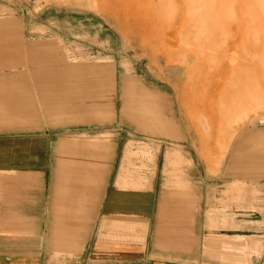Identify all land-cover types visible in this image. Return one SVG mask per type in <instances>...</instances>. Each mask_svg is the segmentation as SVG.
<instances>
[{
  "label": "rangeland",
  "instance_id": "obj_1",
  "mask_svg": "<svg viewBox=\"0 0 264 264\" xmlns=\"http://www.w3.org/2000/svg\"><path fill=\"white\" fill-rule=\"evenodd\" d=\"M236 41L237 84L220 72ZM78 141L105 162L99 215L107 193L145 195V252L162 195L174 207L188 192L206 246L242 235L243 262L211 239L208 264H251L264 253V0H0V177L40 176L56 200L67 176L89 179Z\"/></svg>",
  "mask_w": 264,
  "mask_h": 264
},
{
  "label": "crops",
  "instance_id": "obj_2",
  "mask_svg": "<svg viewBox=\"0 0 264 264\" xmlns=\"http://www.w3.org/2000/svg\"><path fill=\"white\" fill-rule=\"evenodd\" d=\"M75 143L86 145L83 152H91L92 155L84 159L90 161L93 168L89 169L88 181L83 182L78 177L83 174L76 172L66 177L63 191L59 189L56 207H53L56 200L52 198V186L48 187L47 195L40 176H32L19 187L9 176L0 177V264H130V261L208 264L209 256L205 251L209 252L218 243L220 250L229 253L233 260L243 262L240 234H233L228 239L212 236L205 245L204 233L209 229L205 223L201 225L200 232L197 230L200 221L197 215L195 217L193 198L188 192L177 195L187 198L174 207H168L165 198L169 197L162 195L152 227L150 250L145 252L148 244L146 230L149 231L151 223L145 209V195L139 192L117 196L113 192L107 193L102 214L99 215L104 183L101 181L97 188V183L91 179L105 162L97 153L96 143ZM78 184H86L87 188L82 190L81 186L76 187ZM115 199L119 200L116 204ZM6 232H15L16 235H7ZM139 237H143V245L135 241ZM237 238L240 240L238 248ZM211 239L218 242L209 247ZM201 240L202 252L199 254ZM249 242L252 248L255 239L251 238ZM249 251L250 245L244 257L251 256ZM97 254L105 259L99 261ZM251 264H264V253L254 254Z\"/></svg>",
  "mask_w": 264,
  "mask_h": 264
},
{
  "label": "bare ground",
  "instance_id": "obj_3",
  "mask_svg": "<svg viewBox=\"0 0 264 264\" xmlns=\"http://www.w3.org/2000/svg\"><path fill=\"white\" fill-rule=\"evenodd\" d=\"M236 24V23H235ZM234 24V25H235ZM233 25V26H234ZM224 27H226V26H224ZM235 27V26H234ZM227 28H228V26H227ZM233 29V28H232ZM229 31V30H228ZM234 39L237 37V36H240L239 35V33L236 31V29H234L233 30V34L231 35ZM231 36H230V38H231ZM228 39V38H227ZM211 40V39H210ZM217 40V39H216ZM225 40V39H224ZM235 40H237V39H235ZM235 40H233L234 42H235ZM228 41H230V40H228ZM216 42V41H215ZM220 42V41H219ZM222 42H224V41H222ZM211 43H213L212 41H211ZM225 44V43H224ZM211 45H214V44H211ZM216 45V44H215ZM220 45V44H219ZM242 46V44H241V41H239V42H237L236 41V43H231V42H228V44L226 45V47L222 50L221 48V55L223 54H226V53H230V52H232V54H233V56H231V57H227V63H229V65L231 64V65H234V64H236L235 66H233V67H231V66H225V67H223V65H222V67H223V69L220 71V72H222L223 74H224V76H225V78H226V80H229L231 83H235V84H237L238 83V81H237V79H233L232 77H231V73H234V72H237V71H248V67H245V65L243 64V63H241L242 61H243V59L245 58V57H243V56H241V52H240V47ZM246 46H248V45H246ZM208 47V46H207ZM216 46H214V48H215ZM224 47V46H223ZM243 47H244V45H243ZM246 49V48H245ZM213 50V49H212ZM215 50V49H214ZM244 50V49H243ZM247 50V49H246ZM241 51H242V49H241ZM215 52H217L216 50H215ZM247 52V51H246ZM250 52V51H249ZM218 53V52H217ZM252 53V52H251ZM235 55H237V57L235 56ZM207 61V60H206ZM209 61V60H208ZM213 61V60H212ZM226 62V61H225ZM209 63H210V61H209ZM208 63V64H209ZM212 63H214L215 64V62H212ZM218 63H220V62H218ZM213 64V65H214ZM223 64H224V62H223ZM209 65H211V64H209ZM220 65V64H219ZM218 65V66H219ZM212 66V65H211ZM217 66V65H216ZM221 67V66H220ZM205 68V67H204ZM209 69V68H208ZM211 70V69H210ZM209 71V70H208ZM210 72V71H209ZM255 72H257V70H256V68H255ZM239 77H241L242 78V75H239ZM214 77H213V75H211L210 73H206V75H205V78L204 79H208V80H210V79H213ZM200 82V81H199Z\"/></svg>",
  "mask_w": 264,
  "mask_h": 264
}]
</instances>
